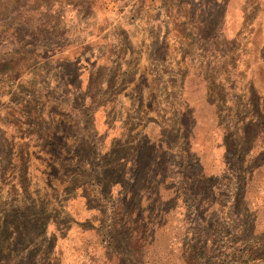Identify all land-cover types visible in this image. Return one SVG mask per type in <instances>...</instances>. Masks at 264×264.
<instances>
[{"label":"crops","instance_id":"crops-1","mask_svg":"<svg viewBox=\"0 0 264 264\" xmlns=\"http://www.w3.org/2000/svg\"><path fill=\"white\" fill-rule=\"evenodd\" d=\"M116 14L135 16L107 26L122 38L0 95V264H149L154 239H227L222 191L252 199L237 177L264 170V0Z\"/></svg>","mask_w":264,"mask_h":264},{"label":"rangeland","instance_id":"rangeland-1","mask_svg":"<svg viewBox=\"0 0 264 264\" xmlns=\"http://www.w3.org/2000/svg\"><path fill=\"white\" fill-rule=\"evenodd\" d=\"M171 5L172 0H0V95L11 93L18 71L21 81H26L29 70L38 73L53 69L51 57H59L61 52L68 56L70 65L71 56L92 49V43L87 42L92 38L98 39L100 46V40L111 35L122 38L126 32L107 31V26L132 22L135 16L116 14L109 19L110 10H168ZM261 29L264 30V25ZM261 69L264 70V64ZM260 86L264 88V78L260 79ZM261 100L262 106L264 95ZM263 121L259 134L264 145ZM240 177L237 180L244 183L243 193L252 199L241 204L239 192L232 202L235 192H221L218 205L228 217L227 239H154L151 246L156 255L150 256L149 264H264V170L252 175L254 180L248 184L247 176ZM237 202L239 207L235 206ZM180 226L182 236L184 224L181 222ZM114 244L122 249L131 245L122 235L114 239ZM175 246H179L180 255L176 254ZM126 260L127 264H138L133 255H126ZM83 264H87L85 260Z\"/></svg>","mask_w":264,"mask_h":264}]
</instances>
